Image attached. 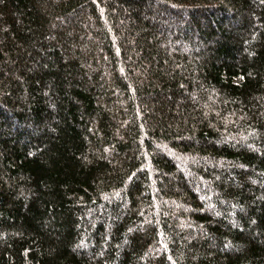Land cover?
Wrapping results in <instances>:
<instances>
[{"label": "trees", "instance_id": "1", "mask_svg": "<svg viewBox=\"0 0 264 264\" xmlns=\"http://www.w3.org/2000/svg\"><path fill=\"white\" fill-rule=\"evenodd\" d=\"M0 264H264V0H0Z\"/></svg>", "mask_w": 264, "mask_h": 264}]
</instances>
